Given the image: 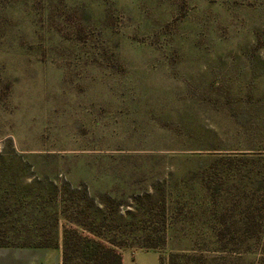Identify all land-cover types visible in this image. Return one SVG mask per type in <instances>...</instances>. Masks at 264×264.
I'll return each instance as SVG.
<instances>
[{
	"label": "rangeland",
	"instance_id": "obj_1",
	"mask_svg": "<svg viewBox=\"0 0 264 264\" xmlns=\"http://www.w3.org/2000/svg\"><path fill=\"white\" fill-rule=\"evenodd\" d=\"M259 116L264 0H0V264H60L68 215L264 264Z\"/></svg>",
	"mask_w": 264,
	"mask_h": 264
},
{
	"label": "trees",
	"instance_id": "obj_2",
	"mask_svg": "<svg viewBox=\"0 0 264 264\" xmlns=\"http://www.w3.org/2000/svg\"><path fill=\"white\" fill-rule=\"evenodd\" d=\"M255 116L253 117V121ZM252 130H261L264 127V116L257 117ZM263 123V125H262ZM71 217H65L68 222L62 229L61 264H121L120 253L114 250L117 246L123 249L156 250L158 245L152 243L153 232H147L141 240L126 234L123 239L115 241L106 237L98 230L87 228L77 223H70ZM34 247H53L54 243L44 236L43 241L33 243ZM161 264V261H160ZM167 264H174V257L168 258Z\"/></svg>",
	"mask_w": 264,
	"mask_h": 264
},
{
	"label": "crops",
	"instance_id": "obj_3",
	"mask_svg": "<svg viewBox=\"0 0 264 264\" xmlns=\"http://www.w3.org/2000/svg\"><path fill=\"white\" fill-rule=\"evenodd\" d=\"M120 257L121 264H160L155 250L124 249L120 251Z\"/></svg>",
	"mask_w": 264,
	"mask_h": 264
}]
</instances>
